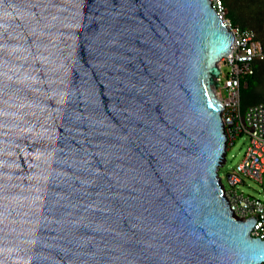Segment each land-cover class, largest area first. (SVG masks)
I'll return each mask as SVG.
<instances>
[{
  "label": "water",
  "instance_id": "1",
  "mask_svg": "<svg viewBox=\"0 0 264 264\" xmlns=\"http://www.w3.org/2000/svg\"><path fill=\"white\" fill-rule=\"evenodd\" d=\"M210 0H0V264H263L231 210Z\"/></svg>",
  "mask_w": 264,
  "mask_h": 264
},
{
  "label": "built area",
  "instance_id": "2",
  "mask_svg": "<svg viewBox=\"0 0 264 264\" xmlns=\"http://www.w3.org/2000/svg\"><path fill=\"white\" fill-rule=\"evenodd\" d=\"M210 1L219 19L234 35L231 51L219 63L221 86L216 90L223 105L222 119L228 138V151L239 138L245 137L248 140L241 162L228 175L231 188L224 186L225 195L237 218L256 220L251 235L264 239V200L246 195L237 188L239 183L244 182L243 177L264 183V103L247 107L241 104L242 80L255 73L256 61H264V46L254 31L233 24L227 17L223 0ZM222 89L226 90L225 98Z\"/></svg>",
  "mask_w": 264,
  "mask_h": 264
},
{
  "label": "rangeland",
  "instance_id": "3",
  "mask_svg": "<svg viewBox=\"0 0 264 264\" xmlns=\"http://www.w3.org/2000/svg\"><path fill=\"white\" fill-rule=\"evenodd\" d=\"M239 5L241 6L242 4ZM239 10L241 11V13H244L246 15L251 13L245 7H240ZM263 28H264V24H263ZM260 79L261 82L256 84L255 87L251 89H245L243 91L241 104H243L244 107L257 103H264V101H258V100H262L261 96L264 95V76L263 77L260 76ZM222 95L224 98L226 97L225 89H222ZM248 98H252L249 100L251 103L247 101ZM247 144H248L247 138L245 137L239 138L228 151L227 159L225 160L226 162L219 170L220 177L222 178V182L227 189L231 188L228 175L236 168L239 162H241L246 152ZM243 180L244 182L242 184L239 183L237 186L240 192H244L246 195H251L264 200V183L261 184L260 182L251 179L249 177H243Z\"/></svg>",
  "mask_w": 264,
  "mask_h": 264
},
{
  "label": "trees",
  "instance_id": "4",
  "mask_svg": "<svg viewBox=\"0 0 264 264\" xmlns=\"http://www.w3.org/2000/svg\"><path fill=\"white\" fill-rule=\"evenodd\" d=\"M223 2L227 8V17L231 19L233 24L254 31L257 38L264 46V0H223ZM239 4L242 5L240 6ZM240 7L247 8L251 13L248 15L241 13L239 10ZM254 67L255 73L244 77L242 80L241 97L243 96V91L245 89L255 87L256 84L261 82L260 76H264V61H256ZM261 97L262 100L258 101H264V95ZM250 99L252 98H248L247 101L250 102Z\"/></svg>",
  "mask_w": 264,
  "mask_h": 264
}]
</instances>
